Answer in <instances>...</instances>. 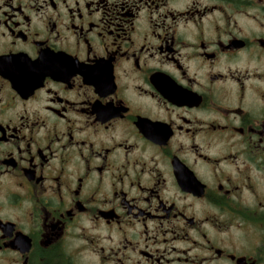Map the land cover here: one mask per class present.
<instances>
[{
  "label": "flooded vegetation",
  "instance_id": "af4514ba",
  "mask_svg": "<svg viewBox=\"0 0 264 264\" xmlns=\"http://www.w3.org/2000/svg\"><path fill=\"white\" fill-rule=\"evenodd\" d=\"M0 264H264V0H0Z\"/></svg>",
  "mask_w": 264,
  "mask_h": 264
}]
</instances>
